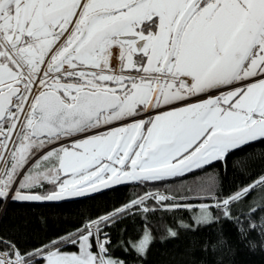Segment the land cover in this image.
I'll use <instances>...</instances> for the list:
<instances>
[{
	"label": "snow or ice",
	"instance_id": "snow-or-ice-1",
	"mask_svg": "<svg viewBox=\"0 0 264 264\" xmlns=\"http://www.w3.org/2000/svg\"><path fill=\"white\" fill-rule=\"evenodd\" d=\"M257 143L264 0H0V202L63 201L186 174L196 177L189 191L211 192L215 178L196 170ZM253 192L248 212L233 215ZM215 199L179 226L223 217L240 242L264 249V215L252 222L264 212V173ZM182 207L193 206L150 193L31 251L0 237V264H127L101 225L140 214L138 238L117 247L144 258L155 240L148 215ZM177 237L166 226L160 239ZM201 250L232 251L222 234Z\"/></svg>",
	"mask_w": 264,
	"mask_h": 264
},
{
	"label": "trees",
	"instance_id": "trees-1",
	"mask_svg": "<svg viewBox=\"0 0 264 264\" xmlns=\"http://www.w3.org/2000/svg\"><path fill=\"white\" fill-rule=\"evenodd\" d=\"M226 160V164L222 161L213 162L203 170H196V176L201 179H205L206 174L215 178V186L211 192L189 191L196 177L186 174L184 177L164 181L120 185L92 196L60 203L0 202V237L12 241L22 251H31L53 238L82 228L86 222L113 213L130 201L145 196L150 189H163L169 196L175 195L177 203L193 206L192 210L182 207L169 212L161 208L155 214H149L155 240L144 258L117 247L121 239L138 238V231L143 223L140 214L122 217L108 226L102 224L103 231L111 238L114 257L127 264H215L219 257H222L223 264H264V249L258 247L252 250L246 243L240 242L238 225L234 221L222 217L219 222L199 227L196 231L179 226L181 221L193 223V216L200 215V204L214 205V197H227L264 173V144L257 143L244 151H237ZM237 160L242 163L236 165ZM258 195V192H253L242 203L232 205L233 215L248 212L253 198ZM145 203L156 206L155 200H146ZM209 210L213 215L217 214L214 208L210 207ZM132 212L136 213V209L133 208ZM262 215L264 212L259 210L253 213L252 222L259 224ZM166 226L177 230L178 237L161 240ZM218 234H222L228 241L232 251H218L214 255L203 252L201 245L205 241L215 240ZM256 235V232L251 233L252 238ZM3 249L4 245L0 244V250Z\"/></svg>",
	"mask_w": 264,
	"mask_h": 264
},
{
	"label": "water",
	"instance_id": "water-1",
	"mask_svg": "<svg viewBox=\"0 0 264 264\" xmlns=\"http://www.w3.org/2000/svg\"><path fill=\"white\" fill-rule=\"evenodd\" d=\"M134 182H137V181H129V182H126V183L121 184V185H126V184H130V183H134ZM116 186H120V185H115V186H113V187H116ZM113 187H110V188H113ZM110 188H104V189H101V190L98 191V192H93V193H90V194H88V195H86V196H83V197H72V198H67V199H65V200H63V201L27 202V203L47 204V203H60V202H64V201L77 200V199H82V198H85V197H88V196L95 195V194H97V193H101V192H103V191H105V190H108V189H110Z\"/></svg>",
	"mask_w": 264,
	"mask_h": 264
},
{
	"label": "rangeland",
	"instance_id": "rangeland-1",
	"mask_svg": "<svg viewBox=\"0 0 264 264\" xmlns=\"http://www.w3.org/2000/svg\"><path fill=\"white\" fill-rule=\"evenodd\" d=\"M150 193L151 194H163V195L169 196V194L163 189H150V190L147 191L146 195L150 194ZM214 199H215V197H214ZM215 202H217V200H215Z\"/></svg>",
	"mask_w": 264,
	"mask_h": 264
},
{
	"label": "flooded vegetation",
	"instance_id": "flooded-vegetation-1",
	"mask_svg": "<svg viewBox=\"0 0 264 264\" xmlns=\"http://www.w3.org/2000/svg\"><path fill=\"white\" fill-rule=\"evenodd\" d=\"M136 183H138V182H136Z\"/></svg>",
	"mask_w": 264,
	"mask_h": 264
}]
</instances>
